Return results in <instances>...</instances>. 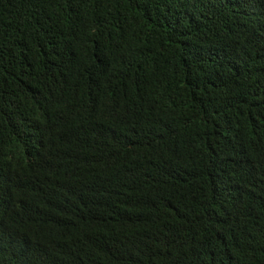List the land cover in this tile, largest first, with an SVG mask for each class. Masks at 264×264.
<instances>
[{"label":"trees","instance_id":"trees-1","mask_svg":"<svg viewBox=\"0 0 264 264\" xmlns=\"http://www.w3.org/2000/svg\"><path fill=\"white\" fill-rule=\"evenodd\" d=\"M0 264H264V0H0Z\"/></svg>","mask_w":264,"mask_h":264}]
</instances>
